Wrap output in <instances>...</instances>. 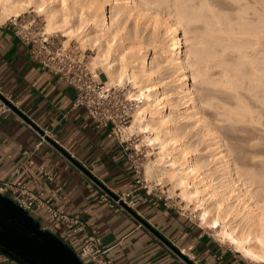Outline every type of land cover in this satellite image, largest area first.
<instances>
[{"label": "bare ground", "instance_id": "obj_1", "mask_svg": "<svg viewBox=\"0 0 264 264\" xmlns=\"http://www.w3.org/2000/svg\"><path fill=\"white\" fill-rule=\"evenodd\" d=\"M181 1L176 5L178 8L176 13H174V17L169 14L163 17L160 15L161 12L159 14L161 18H157V13L155 15L152 14V6H149L151 2L149 1L150 3L147 4L143 0H0V16L7 19L11 16L20 17L24 10L33 8L34 13L44 16L46 21L44 29L47 35H50L53 31L55 32L56 29H60L61 32L57 31L68 38H71L72 35L76 36L78 31H82V27L86 26L87 28L83 31V34L81 32L82 36L79 35L80 38H77V43L81 49L89 45V48H92L91 50L95 52L96 56L93 57L92 65L93 67H102L104 71L102 74L105 76L106 81L105 88H121L119 86L128 83L131 87L128 97L125 94L126 98L133 102L137 101L139 104L132 114L131 125L124 130V134L127 135V131L129 133L135 131L137 134L143 135L144 139H142L141 143L151 147L153 152L158 153L156 155L159 158L164 156V154L166 155L169 147L173 151L176 150L175 147L169 146V142H180V145L177 146L179 154L169 152L171 153L170 158L169 161L167 160V165H164L163 170L156 167L160 173L159 175L162 178H166L172 184L171 187L180 189V197L186 204L189 205L193 201L198 204L196 206L197 209L198 207L200 209L198 213L204 228L213 230L223 242L225 241L231 245L244 258L256 263H264V162L261 161L258 165L249 167L248 162L250 160L260 157L258 155L259 151H256V148L249 149L252 146H248L249 140L247 143H242L247 144V148L244 145L235 143L240 138L239 133L251 130L253 128L251 126L258 123V120L264 116V74L261 72L262 69H258L253 63L248 61L246 67L236 71L234 76L241 74L246 79L248 78L250 83L252 82L250 87H247L251 92L250 97L239 94L238 88L240 87L237 84V80L232 81L231 74L230 77L224 74L225 83L221 85H225V87L221 88L222 90L220 91L216 89L218 91L217 99L219 100V105L214 107L215 113L208 115L206 114L207 112L204 113L202 111L203 109L196 108L194 106L196 102L193 96V84L196 79L201 80L202 83H207V71L204 70V67L201 68V65L199 66L200 59L194 53L191 55L192 52L185 51L182 55L181 48L185 39L178 36V29L186 27L188 30H193V24L198 26L202 24V27L205 26L207 29L208 26L211 27L213 24L215 26L218 16H216L217 12L215 13L217 9L214 10V7L218 4H216L218 0H196L198 2H195V8L188 6L194 0L188 1L190 3L187 5ZM170 2L174 1L171 0ZM140 21L144 22L145 25L147 24L146 27L150 28L148 38L143 35L147 28H141ZM128 22L131 23L130 26H127ZM251 23L253 24V22ZM258 24L260 25L261 23L259 22ZM218 26L220 25L218 24ZM200 29L202 28L200 27ZM158 33L164 35L159 46L156 41ZM260 34L262 35L263 33ZM263 38L261 36V39ZM244 43L246 42L244 41ZM259 44L262 45V43ZM149 46L153 47L152 49L154 50L153 61H148L149 58H147L149 50L147 48ZM210 46L208 47L210 48ZM244 46L242 44L241 47ZM226 48L228 50V47ZM255 48L257 49V47ZM240 49L244 48H239L238 50ZM236 54L235 52L234 55L238 56ZM246 58L244 59L246 60ZM162 69L166 71L168 78L177 76L176 85L171 88L170 92L158 91L156 88L157 83H154L159 80L156 73H159L158 71ZM233 69L236 70L235 67ZM220 86L218 85L217 88H220ZM170 95L177 96L176 98L181 101L191 102V105L189 104L190 106L184 112L182 111L180 117L182 120H191L192 123L176 126L175 117H178L179 113L177 114L176 105L171 102ZM201 102L203 103V101ZM256 110L259 111L258 115H255ZM193 130L194 134H192ZM197 136L202 137L200 141L203 138L207 139V141L210 140L211 145L208 146L209 143L207 142V147L211 148L212 146L215 152L205 155L203 151L204 156L197 154L198 151L196 147L194 148L193 143V138ZM239 141L237 143L240 144ZM233 162L240 166L237 165L236 168V164L234 163V165ZM152 166H154V161L144 165V175L146 177L149 174L151 175V172H154L152 171ZM219 175L225 177V181L217 182L218 184H216L214 182L220 177ZM162 178L160 179L157 176L155 180L157 185L163 184L164 180ZM164 182L166 183V181ZM232 199L233 201H231Z\"/></svg>", "mask_w": 264, "mask_h": 264}, {"label": "crops", "instance_id": "obj_2", "mask_svg": "<svg viewBox=\"0 0 264 264\" xmlns=\"http://www.w3.org/2000/svg\"><path fill=\"white\" fill-rule=\"evenodd\" d=\"M74 98L63 78L37 65L28 46L0 27V99L13 108L0 113V181L43 192L55 208L95 229L116 264H188V253L195 264H243L193 217L139 189L118 139L73 107ZM41 133L48 141L36 148ZM127 192L137 200L133 210L115 211L100 198ZM37 221L77 250L79 229L43 214Z\"/></svg>", "mask_w": 264, "mask_h": 264}, {"label": "rangeland", "instance_id": "obj_3", "mask_svg": "<svg viewBox=\"0 0 264 264\" xmlns=\"http://www.w3.org/2000/svg\"><path fill=\"white\" fill-rule=\"evenodd\" d=\"M145 3L149 4V6L152 8V14L155 15L157 13V18H161L159 16L160 14L161 16H165L166 15L168 16V14L171 16L173 15L172 17H174V13H176L177 11V6L181 0H172L174 2H170L171 0H143ZM155 1V2H154ZM165 1H167V3H165ZM170 3H169V2ZM178 1V2H177ZM183 1V2H182ZM181 2L184 3L185 5L189 4L190 0H182ZM199 1V0H198ZM196 0H194L193 2L191 1V4H189L188 6H192V7H196L195 6V2H198ZM236 1V2H235ZM238 2V3H237ZM155 3V4H154ZM158 3V4H157ZM160 3V4H159ZM162 3V4H161ZM219 5H218V4ZM165 4V5H164ZM175 4V6H173ZM217 5L214 7V10L215 13H216V16L217 17V22L215 23V26L214 24L210 26H208V29L207 27L203 26L202 27V24H199V26L203 29H200V27L197 25V24H193V30H188L186 27H180L178 29V36L182 37L183 39H185L184 41V45L182 46L181 48V52H182V55L184 54L185 51H189L191 53V55H193V53L195 55H197L200 59V62H199V66L201 68L204 67V70L207 71V76L206 78L210 79L208 80L207 79V83H210V84H207V83H202L201 80L199 81V79L194 82L193 84V96L195 97L194 98V101L196 103H194V106H196V108H199V109H203L202 111L208 115H212L213 113H215V106L219 105V100L217 99V95H218V91L222 90L225 85H221V84H224V74H226L228 77H230L231 75L234 76V73L238 70H240L241 68L244 69L246 67V64L249 62L253 63L258 69H262L261 72L264 74V45H263V42H264V0H218L216 2ZM172 5V6H171ZM239 5V6H238ZM154 6V7H153ZM159 6V7H158ZM170 6V7H169ZM158 7V8H157ZM157 8V10H156ZM175 10H174V9ZM240 8V9H239ZM162 9V10H161ZM166 9V10H165ZM34 9L33 8H28V10H24V12L20 15V17L26 19V20H30V21H35V24H36V27L39 28L40 32L44 33L45 35H47V33H45V26H46V21L44 20V16H42L41 14H38V13H34L35 11H33ZM173 10V11H172ZM241 10V11H240ZM254 10V11H253ZM167 11V12H166ZM172 11V12H171ZM240 11V12H239ZM166 12V14H164ZM169 12V13H168ZM171 12V13H170ZM238 12V14H237ZM173 13V14H172ZM233 13V14H232ZM242 13V14H241ZM0 15H1V10H0ZM228 15V16H227ZM237 15V16H236ZM239 15V16H238ZM244 15V16H243ZM247 15V16H246ZM12 17V16H11ZM243 17V18H242ZM246 17V18H245ZM227 18V19H226ZM262 18V20H261ZM7 18H4V17H1L0 16V22H4ZM239 19V20H238ZM246 19V20H245ZM221 20V22H220ZM243 20V21H242ZM254 20H257L254 22ZM260 20V21H259ZM238 21V22H237ZM240 21V22H239ZM141 23V28H147L145 29V34L144 37L145 38H148L149 37V33H150V28L144 24V22L140 21ZM219 22V23H218ZM225 24H224V23ZM231 22V23H230ZM253 22V24L251 23ZM261 23L260 25L258 23ZM146 23V22H145ZM220 26H218V24ZM249 23V24H248ZM256 23V24H254ZM130 22H128V25L126 23L127 26H130ZM245 24V25H244ZM247 24V25H246ZM143 25H145L143 27ZM197 25V26H196ZM239 25V26H238ZM244 25V27H243ZM249 25V26H248ZM252 25V26H250ZM258 25V26H257ZM260 27V28H257V27ZM198 27V28H197ZM217 27V29H216ZM246 27V28H245ZM248 27V28H247ZM254 29H253V28ZM86 26L82 27V31H78V33L75 35H72L71 38H68L66 36H63L62 33H60V29H56L55 32L51 33L50 35L48 34L47 36L51 37L52 40L54 41V44L57 46V45H61L63 44V47L64 48H73L77 51V53L80 55V56H84L85 57V60L87 61L88 63V66L90 67V69L92 71H94L98 77H99V80L101 83L104 84V86L106 87V81H105V76L102 74L104 71L102 70V67H93L92 65V60H93V57L96 56L95 52L93 50H91L92 48H89V45L87 46H84L82 49L80 48L79 44L77 43V38H80L81 35V32L83 34V31L86 30ZM185 30H184V29ZM213 28V29H212ZM245 28V29H244ZM198 29V30H197ZM214 29H215V32H214ZM243 29V30H241ZM248 29V30H247ZM251 29V31H249ZM60 32H58V31ZM189 32H188V31ZM200 30V31H199ZM213 30V31H212ZM220 30V31H219ZM222 30V31H221ZM245 30V31H244ZM262 30V31H261ZM149 31V32H148ZM183 31V32H182ZM185 31V32H184ZM205 31V32H203ZM249 31V32H248ZM161 32V31H160ZM192 32V33H191ZM209 32V33H208ZM211 32V34H210ZM213 32V33H212ZM219 32V33H217ZM222 32V33H221ZM226 32V33H225ZM236 32V33H235ZM243 32V33H242ZM187 33V34H186ZM197 33V34H196ZM239 33V34H238ZM242 33V34H241ZM246 33V34H245ZM249 33V34H247ZM260 33H263L262 35ZM250 34L252 35L249 36ZM256 34V35H255ZM259 34V35H258ZM80 35V36H79ZM185 35V36H184ZM210 36V37H207V36ZM234 35V36H233ZM239 35V36H238ZM244 35V36H243ZM246 35V36H245ZM255 35V36H254ZM258 35V36H257ZM163 36V37H162ZM247 36H248V39H247ZM261 36L263 39H261ZM76 37V38H75ZM220 37V39H219ZM236 39H235V38ZM251 37V38H249ZM255 37V39H254ZM69 41H67L68 39ZM74 38V39H73ZM164 38V35H161V33H158V37L156 38V41H157V45L159 46V44H161L160 42L163 40ZM209 38V39H208ZM239 38V39H238ZM216 39V41H215ZM247 39V41H246ZM261 39V41H260ZM189 40V41H188ZM229 40V41H228ZM231 40V41H230ZM234 40V42H233ZM238 40V42H237ZM256 40V41H255ZM236 41V42H235ZM244 41L246 43H244ZM259 41V42H257ZM192 42V43H191ZM214 42V43H213ZM248 42V43H247ZM217 43V44H216ZM259 43H262L259 44ZM197 44V45H196ZM240 44V45H239ZM243 44H245L244 47H241ZM249 44V45H248ZM254 44V45H253ZM211 45V46H210ZM215 45V46H214ZM221 45V46H220ZM236 45V46H235ZM256 45V46H255ZM195 46V47H194ZM210 46V48L208 47ZM214 46V47H213ZM225 46V47H224ZM248 46V47H246ZM251 46V47H250ZM228 47V50H226ZM236 49H234V48ZM257 47V49L255 48ZM153 47L149 46L147 49L148 50V53H147V58L148 61H153ZM187 48V49H186ZM207 50H206V49ZM213 50H212V49ZM221 48V49H220ZM239 48H244V49H240L238 50ZM246 48V49H245ZM262 50H261V49ZM224 49V50H223ZM230 49V50H229ZM235 51H234V50ZM249 49V50H248ZM258 49H260L258 51ZM152 50V51H151ZM215 50V51H214ZM238 50V51H237ZM246 50V51H245ZM250 52H248V51ZM211 51V52H210ZM234 51V52H233ZM225 52V53H224ZM229 52V53H227ZM235 52L237 53L236 55L238 56H235ZM259 52V53H257ZM213 53V54H212ZM200 54V55H199ZM215 54V56H214ZM231 54V56H230ZM247 54V55H246ZM260 54V55H259ZM213 57H212V56ZM219 55V56H217ZM233 55V57H232ZM241 55V56H240ZM246 55V56H245ZM256 57H255V56ZM258 55V56H257ZM262 55V56H261ZM209 59H208V57ZM244 56V57H242ZM251 56V57H249ZM261 56V57H260ZM211 57V58H210ZM220 57V58H218ZM226 57H228V59H226ZM231 57V59H230ZM238 57V58H237ZM248 57V58H246ZM253 57V58H252ZM236 58V59H235ZM246 58V60L244 59ZM152 59V60H151ZM216 59V60H215ZM235 59V60H234ZM240 59V61H239ZM242 59H243V62H242ZM248 59V60H247ZM253 61H251V60ZM202 60V61H201ZM231 60V61H230ZM211 61V62H210ZM213 61V62H212ZM225 61V62H224ZM229 61V62H228ZM234 61V62H233ZM239 63H238V62ZM217 62V63H216ZM241 62V63H240ZM255 62V63H254ZM261 62V63H260ZM201 63V64H200ZM218 63H220L218 65ZM226 63V64H225ZM245 63V64H244ZM205 64V65H204ZM215 64V65H214ZM225 64V65H224ZM233 66H231V65ZM235 66H234V65ZM239 64V65H238ZM242 64V66H241ZM210 66V67H209ZM217 66V67H216ZM223 66V67H222ZM239 66V67H238ZM244 66V67H243ZM207 67V68H206ZM208 67H209V70H208ZM214 67V68H213ZM225 67V68H224ZM236 68L233 69V68ZM220 68V69H219ZM228 69V70H227ZM226 70V71H225ZM230 70V71H229ZM159 73H156L157 74V78L159 77V80L157 82H154V83H157L156 85V88L158 91H162L164 90L165 92L166 91H169L171 90V88L175 87L176 85V81H177V76H174V78L170 77L168 78L167 74H166V71H164L163 69L161 71H158ZM166 74H164V73ZM232 72V73H231ZM209 73V74H208ZM215 73V74H214ZM218 73V74H217ZM229 73V74H228ZM159 74V75H158ZM161 74V75H160ZM223 74V75H222ZM231 74V75H230ZM240 75V76H239ZM226 76V77H227ZM231 76V80L232 81H236L237 80V84H239L238 86L240 88H238V93L241 94L242 96H245V97H250L251 95V92L250 90L248 89L250 87V85L252 84V82L250 83V80H248V78L246 79V77L244 78L241 74H237V76H234L232 77ZM217 79H218V82H217ZM240 79H241V82H240ZM216 80V81H215ZM222 80V81H221ZM175 81V82H174ZM210 81V82H209ZM249 81V82H248ZM159 82V83H158ZM240 82V83H239ZM248 82V83H247ZM219 83V84H218ZM246 83V84H245ZM208 85V86H207ZM210 85V86H209ZM212 85V86H211ZM220 86V88L217 86ZM202 86V87H201ZM243 86V87H242ZM114 87V86H112ZM118 87V86H117ZM121 87L123 90H124V93L126 94V96L128 97V92H129V89L131 87V85H129L128 83H125L123 84L122 86H119ZM170 87V88H169ZM248 87V88H247ZM222 88V89H221ZM243 88V89H242ZM200 89V90H199ZM210 89V90H209ZM218 91H217V90ZM203 90V91H202ZM207 90V91H206ZM211 90L212 93H211ZM215 90V91H214ZM245 90V92H244ZM247 90V91H246ZM210 91V92H209ZM205 92V93H204ZM208 92V93H206ZM214 93V94H213ZM250 93V94H249ZM170 94V93H169ZM209 95V96H208ZM213 95H216V96H213ZM177 96H169V98L172 99L171 102H173V104L176 105V108L175 110L177 111V114H178V117L176 116L175 117V124L176 126H184L185 124H190L192 123V121L190 120H182V118L180 117L182 115V111L184 112V110L189 107L191 105V102H187L186 100H179V98H176ZM168 98V97H167ZM168 98V99H169ZM175 98V100H174ZM212 98V99H211ZM207 99V100H206ZM215 99V100H214ZM203 101V103L201 101ZM199 101V102H198ZM210 101V102H209ZM212 101V102H211ZM135 102V105L136 107L139 105L137 101H134ZM186 103H188L186 105ZM201 105H200V104ZM208 103V104H207ZM212 103V104H211ZM190 104V105H189ZM214 104V106H213ZM174 105V106H175ZM186 105V106H185ZM198 105V106H197ZM206 105V106H205ZM210 105V106H209ZM200 106V107H199ZM203 106V107H202ZM208 106V107H207ZM136 107H135V110H136ZM251 107V105H250ZM264 107V106H263ZM211 108V109H210ZM134 110V111H135ZM211 113V114H210ZM256 113V114H255ZM255 115H258L259 114V111L256 110L255 111ZM133 118V117H132ZM178 118H181V119H178ZM132 120V119H131ZM178 120V121H177ZM185 121V122H184ZM177 122V123H176ZM185 123V124H184ZM258 124V125H257ZM260 124V125H259ZM131 125V123H130ZM129 125V126H130ZM128 126V127H129ZM261 126V127H260ZM251 127H253L251 130H248L246 132H241L239 133L240 134V138L239 140H236L235 143L237 145H244L245 148H247L248 146H251V148L249 149H255L256 148V151L258 150V155L260 157L258 158H255L253 160H250V162H248V166H253V165H258L261 161L264 162V116L262 118H260L258 120V123H255L253 124ZM132 133H129V131H127V135H136L138 136V142L136 143L138 145V148L141 149L142 151V156H143V166L144 165H147V163H150L152 161H154V166H152V171H154L153 173L151 172V175L149 174L148 177H146L145 175V179L150 183V184H156L155 180L157 179V176L160 177V179L162 178V176H160L159 174V171L157 168L163 170V167L164 165H167V162L169 161V158H170V154L171 153H177L179 154V152H177L178 150V147L180 145V142H175V143H172V142H169V146H171L172 148L175 147L176 150L173 151V149H171L169 147V150L168 152H166V155L164 154V156H161L160 158L157 156L158 153H155L152 151L151 147H148L147 144L145 143H141L142 139H144L143 135H140V134H137L135 131H131ZM192 134H194V130L192 132ZM198 137V136H197ZM197 137H194L193 140H194V148L196 147L198 153L197 154H201L202 156L203 155V151H204V154L205 155H210L212 153L215 152V150L213 149V147L211 146V148L207 147L208 143L210 146L211 145V142L210 140L207 141V139H202L200 141V139L202 138L201 136H199L198 138ZM243 141H242V140ZM249 140L250 143H248V146L247 144H242L243 142L247 143V141ZM240 142L237 143V142ZM200 142V144H199ZM208 142V143H207ZM141 143V145H140ZM257 143V144H256ZM145 144V145H144ZM196 144V146H195ZM200 145V146H199ZM255 145V146H254ZM147 146V147H146ZM197 146H199L197 148ZM206 146V147H205ZM247 146V147H246ZM254 146V148H253ZM205 147V148H204ZM200 148V149H199ZM195 149V150H196ZM212 149V150H211ZM214 150V151H213ZM207 151V153H206ZM171 152V153H169ZM157 154V155H156ZM156 155V156H155ZM168 157V158H167ZM263 157V158H262ZM163 158H165L163 160ZM167 158V159H166ZM262 159V160H261ZM168 160V161H167ZM258 160V161H257ZM162 162V163H160ZM158 163V164H157ZM235 162H233L234 164ZM161 164V165H160ZM163 164V166H162ZM236 164V168H237V165L240 166L239 164L235 163ZM234 164V165H235ZM158 165H160L158 167ZM162 166V168H160ZM156 169H155V168ZM156 171H155V170ZM156 172V173H155ZM158 172V174H157ZM154 174V175H153ZM157 176H156V175ZM220 176V175H219ZM150 177V178H149ZM215 177V176H214ZM224 178V179H223ZM164 181H166V183L163 181V184L162 185H157V189L158 191H160L161 193H163L164 195L170 197L171 199L169 201H171V203H173L174 205L176 206H180L182 207L184 210H185V214L193 217L194 220H196L197 223H199L201 226H203L200 222V217H199V207L197 209V206L198 205L195 201H193L191 204H186L185 201H183V199H181L182 197H180V189H174L172 186V184L166 179V178H162ZM222 181H225V177L223 176H220L214 183L218 184L219 182H222ZM218 182V183H217ZM173 188V189H172ZM233 201V199L231 200ZM196 203V204H195ZM190 207V208H189ZM193 209H192V208ZM195 208V209H194ZM204 227V226H203ZM206 231L211 234L216 240H219L223 245L227 246V247H230L232 250H234L235 252L236 249H234L231 245H229L227 242H223L219 237L218 235L213 232V230L211 229H207L205 228ZM238 255H240L242 258H244L240 253L237 252ZM246 261H250L246 258H244ZM253 262V261H251ZM253 263H256V262H253ZM257 264H264V263H257Z\"/></svg>", "mask_w": 264, "mask_h": 264}, {"label": "built area", "instance_id": "obj_4", "mask_svg": "<svg viewBox=\"0 0 264 264\" xmlns=\"http://www.w3.org/2000/svg\"><path fill=\"white\" fill-rule=\"evenodd\" d=\"M0 27L12 31L20 42L28 46L29 55L37 65L48 73L64 79L75 93L73 107L84 109L97 128L109 129L110 136L118 139L131 165L136 186L147 194L156 193L165 205L185 213L182 207L169 201L170 197L158 191L156 184H150L145 179L142 151L136 144L139 141L138 137L124 134V130L131 123L136 107L135 102L126 98L124 90L105 88L98 75L88 66L84 56H80L73 48H64L63 44L56 46L51 37L40 32L35 21L22 17H9L4 22H0ZM11 107L9 101L0 99V113L9 112ZM46 137L45 134L39 136L36 148L46 142ZM43 174L49 177L48 171H44ZM0 194L9 197L35 220L43 214L48 220L55 221L66 228L79 229L78 248L75 252L83 264H116L106 255L107 250L102 248L101 239L95 229H86L77 217L55 208L43 192H34L25 186H14L8 181H0ZM100 198L109 202L110 207L115 211L133 210L137 204V200L131 196L130 192L116 197L102 193ZM186 257L193 264L197 262L189 253ZM0 262L18 264L1 252ZM243 264L257 263L243 260Z\"/></svg>", "mask_w": 264, "mask_h": 264}, {"label": "water", "instance_id": "obj_5", "mask_svg": "<svg viewBox=\"0 0 264 264\" xmlns=\"http://www.w3.org/2000/svg\"><path fill=\"white\" fill-rule=\"evenodd\" d=\"M0 252L18 264H83L69 245L52 232L41 228L37 220L2 194ZM188 264L193 263L188 260Z\"/></svg>", "mask_w": 264, "mask_h": 264}]
</instances>
